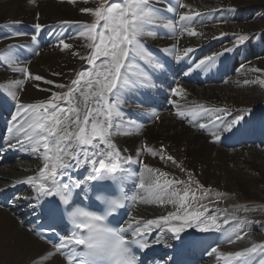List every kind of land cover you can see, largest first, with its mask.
Instances as JSON below:
<instances>
[{
  "label": "bare ground",
  "instance_id": "bare-ground-1",
  "mask_svg": "<svg viewBox=\"0 0 264 264\" xmlns=\"http://www.w3.org/2000/svg\"><path fill=\"white\" fill-rule=\"evenodd\" d=\"M257 2L150 0L164 24L146 25L137 39L150 51L153 63L132 59L135 54L130 53L132 62L126 61L122 69L128 84L116 102L119 116H113L118 126L109 136L122 154L116 163L128 170L121 172L127 197L123 234L131 238L136 227L152 234L153 249L147 264H264V251L259 248L250 256L234 255L247 252L253 244L264 245V117L246 120L243 114L264 104V22H216L212 15L223 6L242 11ZM93 3L0 0V145L4 150L0 159V203L9 202L7 208L0 207V264H68L67 258L72 255L69 248L57 250L29 231L30 225L43 220L54 195L38 197L35 185L26 182L43 168V149L33 153L17 142L23 133L17 135L19 117L14 121L13 116L18 104H40L50 99L59 84H65L67 92L72 80L84 70L90 45L96 41L76 33L89 26V17L82 14V9ZM181 14L191 20L180 21ZM170 21L172 27L165 28ZM36 24L42 28L37 30ZM191 31L196 34L191 35ZM256 31L262 32L257 41L246 45L232 41L239 34ZM61 38L69 48L58 43ZM12 53L27 63H17ZM158 61L163 65L159 72L155 67ZM17 68H27L31 75L43 79L25 78ZM13 93L17 99L12 98ZM164 99L171 105L169 110L160 102ZM233 120L239 121L238 126L224 130L221 122ZM217 135L221 139L217 140ZM148 168L161 182L172 181L171 188L181 194L187 189L186 204L193 193L198 196L197 186L214 197L198 198L188 204L187 210L179 201L145 203L148 195L139 187V180L148 175ZM90 171V165H83L69 173L83 181L82 191L88 189L89 181L84 178ZM201 205L208 211L204 212ZM194 210L204 212L201 219L214 215L216 226L204 232L200 231L204 225L197 226L196 221L188 226L182 219H174L161 228H143L148 219L169 213L183 216ZM180 226L184 230L179 238L167 230ZM213 248L216 250L211 251Z\"/></svg>",
  "mask_w": 264,
  "mask_h": 264
},
{
  "label": "snow or ice",
  "instance_id": "snow-or-ice-1",
  "mask_svg": "<svg viewBox=\"0 0 264 264\" xmlns=\"http://www.w3.org/2000/svg\"><path fill=\"white\" fill-rule=\"evenodd\" d=\"M69 2L74 3L75 0H69ZM184 6L180 5V7ZM82 10L91 11L90 9ZM169 11H173L171 6H169ZM92 14L95 16L97 24L101 20L104 21L100 30L97 31V24H92L76 33L77 36L87 35L89 39L96 41L90 45L93 51L86 58L91 68L80 71L77 78L72 80L63 97L64 105L54 103V100L58 101L62 97L53 94L51 99L40 104H18L16 116H13L14 121L19 117V122L15 126L17 135L23 133L22 138L17 142L21 146L30 148L33 153L43 149V168L38 176H30L26 182L35 185L38 197L56 195L65 203L67 202V193L73 188H81L83 183L69 174L71 170H79L83 165H90L91 171L84 178L87 181L118 180L120 179L117 176L118 171L122 173L128 171L116 163L121 159L122 154L109 139L111 131L118 126L113 122V116H119V113L115 111L117 99L128 84L127 75L122 73V69L125 68L126 61L132 62L129 59L130 53L135 54L132 59L139 57L149 64L153 63L152 54L149 50L141 47L137 37L144 34L146 25L155 26L157 19H162L159 17V10L152 7L150 0H113L110 6L107 8L98 7ZM179 20L190 21L191 17L181 14ZM61 23L75 22L63 21ZM172 24L173 22L170 21L164 27L170 28ZM35 28L40 30L42 26L36 24ZM148 34L150 35L151 32ZM190 34L195 35L196 33L191 31ZM16 35L21 34L16 33ZM36 39V35L33 34V42ZM239 39L244 40L246 37L241 36ZM58 43L63 48L70 47L65 42V38H61ZM187 51H191V49ZM12 56L17 63H27V61L16 58L15 53H12ZM155 67L162 68L163 65L157 62ZM16 71L23 73L25 78L30 77L36 81L43 79L41 76L31 75L27 68H17ZM44 82L53 83L52 81ZM19 83H23V81ZM57 87L63 88L65 85L59 84ZM12 98L17 99L15 93L12 94ZM221 124L224 130L228 131L234 126H238L239 121L233 120L226 124L222 121ZM203 126V124L200 125V127ZM216 139L219 140L221 137L217 135ZM101 144L105 147L100 148ZM123 159L130 160L131 158L123 157ZM168 159L172 160L173 158L169 156ZM147 173L146 177H141L139 180V187L144 189L148 195V199L143 202L175 203L179 201L180 206L187 210L188 204L198 199L193 193L192 200L186 204L187 189L181 194L180 191L171 188L172 181L161 182L153 174L151 168L147 169ZM164 175V173H160V176ZM58 176L61 178L60 180L57 179ZM175 183L183 182L176 181ZM123 206L120 201L112 200L108 205V213L110 214ZM201 207L204 208V212L208 211L206 206L201 205ZM250 210L244 209V211ZM204 212L186 211L183 216L169 213L168 216L148 219L144 222L143 228H161L162 225H167L174 219H182L184 225L191 226V221L198 222L197 226L204 225L200 227V231L206 232L215 227L217 221L214 215L201 219ZM69 215L72 227L78 231H73L70 235H62L59 241L53 245L57 250L69 248L72 255L67 258L68 264H73V261L75 264H138V257L134 255L132 247L137 246L141 250L149 247L148 242L143 239L146 233L142 232L140 227L132 229V238L127 240L122 235L125 228L123 226L118 228L108 226L105 223V215L90 211H74L69 212ZM51 217L53 221L57 218L55 209L52 210ZM135 222L137 225L140 224L139 219ZM167 230L177 234L176 238H179L178 234L184 229L183 226H180L170 227ZM237 238L241 237L237 236ZM76 246L82 247L78 251ZM257 248L264 251V245L253 244L247 252L239 251L234 255L237 258L250 256ZM215 250V248L211 249V251ZM242 264H248V262L244 261Z\"/></svg>",
  "mask_w": 264,
  "mask_h": 264
},
{
  "label": "rangeland",
  "instance_id": "rangeland-1",
  "mask_svg": "<svg viewBox=\"0 0 264 264\" xmlns=\"http://www.w3.org/2000/svg\"><path fill=\"white\" fill-rule=\"evenodd\" d=\"M93 1H95V3H93V5L91 4L92 6L90 8H87V9H90L91 11L82 12V14L87 13V16L89 17L88 22L90 21L89 25L97 24V20L92 13L95 12V10L98 7L103 6V8H107L113 2V0H93ZM257 1H258L257 3H253L251 5H248L242 11L241 10L239 11L233 7L223 6V7L219 8L215 14H212V15H213V17L215 16L216 22H227L228 21V22H236L237 24H242L245 22L254 23V22H258V21L264 22V0H257ZM212 15H210V16H212ZM103 23H104L103 20L99 21V23L97 24V31L100 30V26H102ZM163 24H164L163 19L158 18L155 26L161 27V25H163ZM261 35H262L261 31H256V32H252V33H245V34L243 33L241 35L239 34V35L235 36L232 41H234L238 45H246V44H249V42L251 40H254V41L259 40ZM241 36L246 37V39L240 40L239 38ZM92 51H93V48L91 49L90 54L92 53ZM90 68H91V66L88 63H86L84 70H86V69L90 70ZM159 71H160V69L158 68V72ZM63 85H65V84H63ZM65 87H66V85H65ZM65 87H63V88L56 87L58 91L54 92L53 94H58L62 98L58 101L54 100L53 101L54 103L64 105L65 100L63 99V97H64V94L66 93ZM130 92L133 93V91H130ZM53 94L51 95V98L53 97ZM165 100L166 99L161 100L160 102H161L164 109L169 110L171 105H168L167 102L165 103ZM243 114L245 115L244 119H246V120L263 118L264 117V104L258 106L254 110L248 109L247 111H244ZM197 189H199L197 198H201L202 200H206L209 195H205V194L201 195V194L207 193V190L203 186H201V188L197 186ZM213 197L214 196H209V198H213ZM261 235L264 236V232L263 233L261 232Z\"/></svg>",
  "mask_w": 264,
  "mask_h": 264
}]
</instances>
